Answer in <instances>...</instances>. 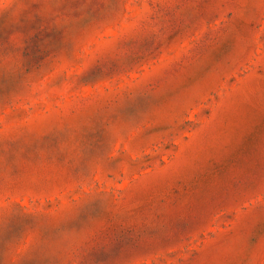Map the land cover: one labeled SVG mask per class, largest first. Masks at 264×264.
I'll return each instance as SVG.
<instances>
[{
	"label": "rangeland",
	"instance_id": "obj_1",
	"mask_svg": "<svg viewBox=\"0 0 264 264\" xmlns=\"http://www.w3.org/2000/svg\"><path fill=\"white\" fill-rule=\"evenodd\" d=\"M0 264H264V0H0Z\"/></svg>",
	"mask_w": 264,
	"mask_h": 264
}]
</instances>
